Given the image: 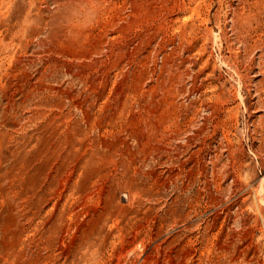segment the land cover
Masks as SVG:
<instances>
[{
  "label": "rangeland",
  "instance_id": "374dc122",
  "mask_svg": "<svg viewBox=\"0 0 264 264\" xmlns=\"http://www.w3.org/2000/svg\"><path fill=\"white\" fill-rule=\"evenodd\" d=\"M0 264H264V0H0Z\"/></svg>",
  "mask_w": 264,
  "mask_h": 264
},
{
  "label": "bare ground",
  "instance_id": "6f19581e",
  "mask_svg": "<svg viewBox=\"0 0 264 264\" xmlns=\"http://www.w3.org/2000/svg\"><path fill=\"white\" fill-rule=\"evenodd\" d=\"M245 77H246V76H245ZM227 170H228V169H227ZM239 178H240V177H239ZM235 187H236V186H235ZM227 244H228V243H227ZM220 245H221V244H220ZM220 249H222V248H220ZM219 252H220V250H219ZM219 252H218V253H219ZM221 253H223V252H221ZM226 260H227V259H226ZM235 261H236V260H235Z\"/></svg>",
  "mask_w": 264,
  "mask_h": 264
}]
</instances>
